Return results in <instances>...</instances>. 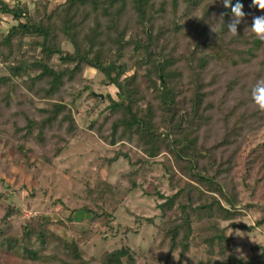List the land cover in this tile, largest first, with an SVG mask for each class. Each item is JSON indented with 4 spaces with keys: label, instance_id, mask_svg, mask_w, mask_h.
Wrapping results in <instances>:
<instances>
[{
    "label": "trees",
    "instance_id": "1",
    "mask_svg": "<svg viewBox=\"0 0 264 264\" xmlns=\"http://www.w3.org/2000/svg\"><path fill=\"white\" fill-rule=\"evenodd\" d=\"M239 2L246 15L238 35H230L233 17L223 0H39L33 14L19 0H0V18L17 22L0 34V63L7 72L0 76V138L6 136L7 146L22 155L35 144L41 161L51 164L80 132L78 100L90 92L101 102L85 85L86 69L95 70L116 93L106 96L108 104L89 130L110 147L132 145L146 164L166 159L161 164L175 193H158L159 209L163 216L179 213L159 227L169 240V257L178 253L189 262L194 240L206 232L200 245L208 259L198 264H264V245L253 247L247 259L231 248L227 235L228 229H248L235 220L240 209L255 205L240 206L233 170L247 135L264 128V111L251 96L264 79V40L251 26L264 11L253 0ZM221 13L224 24L213 33L210 24ZM65 42L73 52L63 48ZM4 209L3 223L24 216L16 205ZM107 216L94 212L92 220ZM222 221L229 225L221 228ZM52 225L47 215L37 214L25 220L20 237L6 233L0 248L20 249L35 262L91 264L80 244ZM263 225L264 209L257 221ZM137 263L125 244L99 260Z\"/></svg>",
    "mask_w": 264,
    "mask_h": 264
},
{
    "label": "rangeland",
    "instance_id": "2",
    "mask_svg": "<svg viewBox=\"0 0 264 264\" xmlns=\"http://www.w3.org/2000/svg\"><path fill=\"white\" fill-rule=\"evenodd\" d=\"M19 1L33 14L35 2L39 0ZM16 23L12 17L2 16L0 34ZM30 46V41L26 42L25 49ZM63 48L73 52L68 42ZM6 74L0 63V76ZM103 79L95 70L86 69L85 85L90 86L96 96L103 95L104 100L98 103L89 96L90 92L78 100L74 116L80 132L51 164L41 161L42 150L35 144H28L32 153L22 155L16 147L7 146L6 136L0 138V241L6 233L20 237L25 220L42 213L53 221L51 228L56 233L80 244L85 259L91 264H99L105 251L124 244L137 254V264H198L207 260L206 248L200 245L202 237L208 235L206 232L194 240L189 262L180 259L178 253L172 258L168 255L169 240L159 227L164 220L178 217L179 213L163 216L159 209L163 201L158 193L165 196L175 193L161 164L166 163L165 157L146 164L144 155L132 145L110 147L89 130L91 122L107 106L106 96L116 93L113 86L103 85ZM233 176L238 185L240 206H255L248 211L240 209L243 214L235 220L246 224L248 229H228L227 235L233 240L231 248L249 259L253 247L264 245V225L257 226L264 209V128L247 135L236 158ZM106 184L112 187L107 188ZM184 185L185 181L181 180L179 187ZM6 203L22 208L23 218L3 223ZM94 212H106L110 217L94 222ZM70 215L73 216L72 223L68 220ZM228 225L229 222L222 221L220 227ZM195 227L198 229V224ZM0 264L57 263L51 259L30 261L20 249L9 253L6 248H0Z\"/></svg>",
    "mask_w": 264,
    "mask_h": 264
},
{
    "label": "clouds",
    "instance_id": "3",
    "mask_svg": "<svg viewBox=\"0 0 264 264\" xmlns=\"http://www.w3.org/2000/svg\"><path fill=\"white\" fill-rule=\"evenodd\" d=\"M223 4L225 8L231 10L233 17L231 23L227 24V30L230 35H238L237 27L246 15L244 5L240 3L239 0H237L235 4H233V0H223ZM253 6L264 11V0H253ZM225 15V13H221L218 19L213 17V21L210 24L213 33H218V29L224 24ZM251 31L255 33L259 39L264 40V16L253 17ZM251 96L254 104L261 111H264V79H260L256 82L255 86L252 88Z\"/></svg>",
    "mask_w": 264,
    "mask_h": 264
},
{
    "label": "water",
    "instance_id": "4",
    "mask_svg": "<svg viewBox=\"0 0 264 264\" xmlns=\"http://www.w3.org/2000/svg\"><path fill=\"white\" fill-rule=\"evenodd\" d=\"M147 31H148V33H149V27L147 26ZM100 98L102 99V100H104V96L103 95H100Z\"/></svg>",
    "mask_w": 264,
    "mask_h": 264
}]
</instances>
